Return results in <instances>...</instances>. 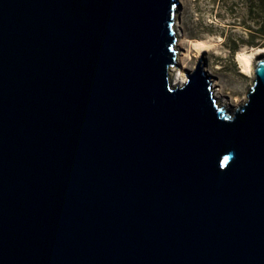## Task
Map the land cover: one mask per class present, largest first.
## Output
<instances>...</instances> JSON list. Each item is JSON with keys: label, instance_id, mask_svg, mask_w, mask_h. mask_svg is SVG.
Segmentation results:
<instances>
[{"label": "water", "instance_id": "water-1", "mask_svg": "<svg viewBox=\"0 0 264 264\" xmlns=\"http://www.w3.org/2000/svg\"><path fill=\"white\" fill-rule=\"evenodd\" d=\"M179 7L0 0V264H264V57L173 85Z\"/></svg>", "mask_w": 264, "mask_h": 264}, {"label": "rangeland", "instance_id": "rangeland-1", "mask_svg": "<svg viewBox=\"0 0 264 264\" xmlns=\"http://www.w3.org/2000/svg\"><path fill=\"white\" fill-rule=\"evenodd\" d=\"M235 1L179 0L175 22L179 52L176 66L169 71L172 84L180 85L173 80L175 74L182 71L186 80L185 74L192 73L201 58L202 70L210 77L217 101H223L231 109L246 100V92L254 78V65L264 57L262 50L253 56L248 72L241 71L237 53L244 51V54H249L252 47L258 46L248 45L250 35L247 30L233 24L239 15L240 5ZM189 40H209L213 45L208 50L196 51Z\"/></svg>", "mask_w": 264, "mask_h": 264}, {"label": "trees", "instance_id": "trees-1", "mask_svg": "<svg viewBox=\"0 0 264 264\" xmlns=\"http://www.w3.org/2000/svg\"><path fill=\"white\" fill-rule=\"evenodd\" d=\"M235 2L237 4L239 2L240 5L239 15L233 24L247 30L250 35L248 45L264 47V0H236Z\"/></svg>", "mask_w": 264, "mask_h": 264}, {"label": "bare ground", "instance_id": "bare-ground-1", "mask_svg": "<svg viewBox=\"0 0 264 264\" xmlns=\"http://www.w3.org/2000/svg\"><path fill=\"white\" fill-rule=\"evenodd\" d=\"M189 41H190L189 43L196 49V51L208 50L213 45L212 42L209 40H195V41L189 40ZM262 50H264V47H255V48L252 47V50L249 54H244V51H239L237 53L242 72L244 73L248 72L253 56L255 54L260 53ZM172 70L173 69L171 68L170 71ZM173 80L176 82V84L177 82L182 84L185 81V77L182 71L176 73L175 76L173 77ZM213 96L217 98L216 92H214V90H213ZM220 104L224 105L225 103L222 101Z\"/></svg>", "mask_w": 264, "mask_h": 264}]
</instances>
